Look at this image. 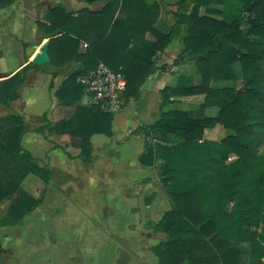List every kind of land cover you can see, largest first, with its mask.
I'll list each match as a JSON object with an SVG mask.
<instances>
[{
    "label": "trees",
    "instance_id": "obj_1",
    "mask_svg": "<svg viewBox=\"0 0 264 264\" xmlns=\"http://www.w3.org/2000/svg\"><path fill=\"white\" fill-rule=\"evenodd\" d=\"M238 1L240 13L227 21L214 15H223L228 0H177L168 30L158 24L166 0H105L99 9L77 11L59 3L50 9L48 23L37 22L49 42V64H74L55 95L61 104L76 106L69 118L55 123L43 114L44 123L32 130L78 139V157L85 163L93 159L92 136L113 135L115 114L98 104H77L85 96L82 76L100 63L122 74L125 106L169 66L158 62L171 44L181 50L170 66L189 62L191 74L199 76L198 83L180 77L163 87L159 119L132 132L145 139L140 163L158 169L171 200V208L150 226L167 235L152 247L159 264H264V0ZM13 2L0 0V8ZM33 61L0 80V105L20 98L30 69L51 73L54 86L57 72ZM234 64L242 70L240 83L230 75ZM197 95L203 99L194 109H166ZM212 108L214 115L207 113ZM217 126L227 134L206 138ZM29 130L23 114L0 115V203L10 201L3 226L23 224L52 182L53 170L22 146ZM30 175L42 181L29 180L37 183L38 196L24 186Z\"/></svg>",
    "mask_w": 264,
    "mask_h": 264
},
{
    "label": "crops",
    "instance_id": "obj_2",
    "mask_svg": "<svg viewBox=\"0 0 264 264\" xmlns=\"http://www.w3.org/2000/svg\"><path fill=\"white\" fill-rule=\"evenodd\" d=\"M168 2H170V0H166V2L162 5L161 16L158 23L163 30L170 29L174 23V16L172 12L175 5H167ZM59 3H63L69 10L77 11L84 6H87L90 9H99L104 5L105 0L98 1L93 4H88L81 0H14L11 5L5 8H0V80L12 75L32 60L41 62L46 59V54L43 52L42 48L46 42H48V39L45 38L46 34L39 28L37 22L42 21L48 23L50 19V9ZM165 15L166 17H164ZM147 37L152 38L150 34H148ZM83 47L86 46L82 45V48ZM180 50L181 46L178 44H171L166 48L164 53L160 56L158 65L160 66L167 63L169 66L163 71H159L153 75L142 87L140 98L136 101L131 100L126 103L123 111L119 115H116L113 122V135L111 137L105 134H95L92 136L91 142L93 145V159L91 162L85 163L80 157H78L80 154V145H78L79 140L72 139L67 134L59 135L56 132L47 131V137H45L43 134L36 132L41 134L42 140L41 142H38V146H40L41 150L35 154L27 149L24 144L25 137L31 132L30 130H32V128H30V130L23 136L22 146L26 150L30 151L35 156L37 161L40 154L47 151L49 155L52 156L53 163H51V166L45 165L39 161L38 163L42 166L50 167L53 170V176L55 168L66 172L70 169L67 167H70L71 163H77V160H81L85 165H109L115 171V178L113 179L112 175L111 178L98 180L94 176L90 177V175H87V192L90 196H95L94 202L99 200L103 203L104 200L102 199V196H106V194L101 196V194H103L100 192L101 189L104 190V193H108L109 191L107 190L111 188L114 191L117 201L116 212L118 211L126 214L131 213L135 204L134 199H139L142 196H146L148 192L154 191L150 182H147L151 178L158 177L156 173L158 169L156 167L144 166L140 163L139 156L144 150L145 139L142 135L134 134L132 132L139 126L152 124L159 119L161 89L163 87L166 85L176 84L180 77L189 78V80L192 79L193 81H196V83L199 79L198 75H192L190 72H181L184 71L185 67L183 65H185L186 62L177 66H170ZM166 54L169 55L167 58ZM49 62L43 65L44 69L47 71L57 72V76L54 79V86L50 87V83L52 81L51 73H44L39 70L30 69L28 71V79L20 90V98L12 102L9 107L4 106V108L1 109L4 111V114L2 115L11 113L12 111L10 110L13 109L15 110L14 112L23 114L28 124L31 116L29 114L31 112L30 106H32L34 99L37 100L35 98V87L38 81L43 82L45 92L43 96H41V102L39 103L40 121L35 126H39L44 123L43 114H47L48 118L55 123L62 119L69 118L74 113L76 106L75 103L71 105H63L55 95L56 89L59 88L64 78L67 76V72L64 73V71L69 69V65L62 68H55L51 66ZM72 66H74V64H70V67ZM202 99L203 96H190L180 98L178 101H174L171 104L180 106V103L186 100L192 101L189 104H198L202 101ZM141 103L143 119L137 120L136 123L132 121V123L129 124V119H132L133 116L138 118V115L142 113V110H131V113H129V115L127 114L128 116H124L123 113L126 109H130L132 104L141 105ZM77 104L88 105L90 102L88 97L83 96ZM169 105L166 109H169ZM17 107H19V110L15 109ZM177 108L184 109L181 107ZM218 127L219 126L216 128ZM211 134L212 132L207 130L205 132V137L208 138V135ZM209 139L219 140L217 138ZM64 148L68 153L63 150ZM72 149L75 150V152H73ZM106 154L111 156L110 160L105 159ZM80 169L85 170V168L81 167ZM107 182L111 183L108 184ZM37 183H34V187L31 189L35 192H33V194L36 196L39 194ZM92 183L93 185H90ZM73 185L78 188L76 182L74 181ZM53 186L54 185L51 182V185L47 189L46 197ZM91 186L96 189L98 187L100 194L98 197H96L94 192H90ZM152 195L153 194L149 197ZM93 203L91 204L94 205ZM138 203L139 201H137L135 205ZM142 203V205L145 204L144 206H147L149 211H153L156 214L171 208V202L165 190L161 195L157 193V195H155L150 201H145L143 199ZM166 203H170V205H167ZM91 204L88 203V205ZM40 206L36 209L37 212H39ZM35 211L28 214L21 225L3 226L0 224L1 232H9L11 235H17L15 238L16 246L3 248L4 246H2V244L6 242V239L3 240L4 243L0 241V264H102V262H104V264H118L125 256L121 255L122 248L118 245V243L123 245V241H118L115 239V236L112 235L110 237L105 235V237L108 238H106L104 242V251L97 254V256H94L93 254H95L98 250L99 252L102 250L98 249L97 246L103 245L99 242L101 241V238H99L97 234L98 230H95V228L92 230V235L87 236V238L79 236L74 238L61 236L58 240L63 239L64 241L60 249L57 247L58 244L54 243L49 237V239L41 235L40 237H32L30 232L31 229L38 226H36V223H33V221L31 222L29 219L34 213H36ZM160 217L161 216L159 214V218ZM157 221L158 220H155L151 222V224ZM119 222L120 221H117V225L114 224L118 230L120 226L123 225L124 227V223L121 224ZM126 223H128V219L126 220ZM89 225L91 226V224ZM74 227L76 226L72 225V228ZM149 231V234L153 235L152 237L149 236V239H155L156 235L164 234L161 232L155 233L150 228ZM94 237L96 241H94ZM161 240L162 239L157 236V241L154 246ZM106 245H116L113 248V258H111V260H108L109 253ZM149 251L151 253L148 254L146 260H143L145 254L142 255V252H139L138 254L140 255L137 254L135 258L131 259L126 264H159V259L155 253L151 250ZM4 256H6V258H4Z\"/></svg>",
    "mask_w": 264,
    "mask_h": 264
},
{
    "label": "rangeland",
    "instance_id": "obj_3",
    "mask_svg": "<svg viewBox=\"0 0 264 264\" xmlns=\"http://www.w3.org/2000/svg\"><path fill=\"white\" fill-rule=\"evenodd\" d=\"M59 1H63V0H59ZM176 1L177 0H170V2L167 3V5L173 4L175 5L173 9H175ZM241 7L242 5L238 0H228L227 7L223 8V12H224L223 15H214V17L217 19H225L227 21H231L240 13ZM164 17H166V15ZM83 46H86L85 43L83 44ZM168 56L169 55L166 54V58ZM187 63L188 62H186V64L183 65L185 69L184 71L181 72L192 73L191 69H189L188 66L189 63L188 64ZM68 67L69 69L67 71L66 70L64 71V73L67 72L66 75H68V73L72 68L70 67V65ZM230 75L233 78H235L238 83L242 81L243 74L239 64H234V70ZM191 82L196 83V81H193L192 79ZM198 82H200V78L197 80V83ZM35 92H36L35 98L37 100L34 99L32 106H30L31 112L29 111L30 112L29 114L31 116L28 122L29 128H33L40 121L39 103L41 102V96H43L45 92L42 81L37 82L35 87ZM191 100L190 101L186 100L184 102L182 101L180 103V106H176V104H171L169 105L168 108L181 107L187 110L194 109L197 107V103L189 104L190 102H192ZM132 106H130V109L125 110V112L123 113L124 116H126L127 114L129 115V113H131V110L133 111L134 109H137L139 111L142 110L141 107L142 103L141 105L132 104ZM2 108H4V105L0 106V115L4 114V111L1 110ZM15 109L19 110V107ZM10 111L14 112L15 110L12 109ZM216 111H217L216 108H212L207 113L214 115ZM119 114L120 113L115 114V117L116 115ZM139 119H143V110L142 113L138 115V118L133 116L132 119L131 118L129 119L128 123L131 124L132 121L136 123L137 120ZM30 131L31 132L24 139V144L27 149L37 154L41 150L40 146H38V142H41L42 140L41 134L33 132L32 130ZM209 132H212V134L208 135L209 136L208 138H215V139L216 138L221 139L227 134V130L224 129L222 126H219L214 130H209ZM173 141H176V138L169 141V144L172 143ZM63 150L66 151L65 148ZM72 151L75 152V150L73 149ZM105 159L110 160L111 156L106 154ZM81 160H77V163H71V166L67 167L68 169L69 168L70 169L66 172L62 171L61 169H57V168L54 169L55 172L52 180V184L54 186L51 187L48 196L44 199V202L39 208V212H37L36 210L35 211L36 213H34L29 219L31 220V222L33 221V223H36L35 224L36 226H38L36 228L31 229L30 232L32 237H40L41 235L47 239L50 238L51 240H53L54 243L58 244L57 247L60 249L64 241L63 239L58 240L59 238H61V236H65V237L69 236L71 238L79 236V237L87 238V236L92 235V230L95 228V230H98L97 234L99 238H101L100 239L101 241L99 242L100 244L103 245L97 246L98 249H102V250H100V252L98 250L95 254H93L94 256H97V254L102 253L104 251V244H105L104 242L106 238H108L105 237V235L109 237L112 235L115 236V239H117L118 241H123V245L119 243L118 245L122 248L121 255H125V256L118 264L128 263L131 259L135 258V256H137L139 252H142L141 253L142 255L145 254L143 260L144 259L146 260L148 254L151 253L149 250L152 251V247L157 241V236H159L161 239H165L167 236L164 233L162 235L161 234L156 235L155 239L148 238L149 236L151 237L153 236L149 234L150 232L149 228L152 229L151 222L155 220H160L165 211L159 213L161 216L159 218V214H156L153 211H149L147 206H144L145 204L142 205L143 199L145 201L148 200L150 201L154 198L155 195H157V193L161 195L162 192L164 191V186L162 185L161 178L158 174V170L156 171L158 177L151 178L147 182V183L150 182L154 191L150 190L151 192H148L146 196H142L139 199L135 198L134 199L135 204L137 201H139V203L137 205L134 204L133 211H131V213L126 214L118 211L116 212L117 201L114 191L111 188L107 190L109 191L108 193H104V190L101 189L100 192L103 193L101 194V196L106 194V196H102L103 197L102 199L104 200L103 203L100 202L99 200H96L94 202L95 196H90V194L87 192V175H90V177L94 176L98 180L101 179L105 180L111 178V176L113 175L112 178L114 179L115 178L114 169H112L109 165H99V164L85 165L82 163ZM38 161L49 166H51V163H53L52 156L49 155L47 151H44L40 154ZM80 167L85 168V170L80 169ZM31 179H35L38 183H42V181L40 180V178H38L35 175H30L29 178L26 179V181L24 182V186L27 189L29 187L28 190L33 193L34 191H32L31 189L32 187H34L35 182L34 181L29 182V180ZM73 181L76 182L78 188L74 187ZM107 183L110 184L111 182H107ZM90 185H93V183ZM90 192H94L96 194V197L100 195L98 187L96 189L93 186H91ZM151 194L153 195L149 197ZM88 203L89 204L93 203L94 205L92 204L88 205ZM9 204L10 201L8 200L0 203V220L3 217V215L6 213ZM166 204L170 205V203H166ZM127 219H128V223H126ZM77 220H79L80 222ZM117 221H120L119 223L121 224L124 223V227L122 225L118 230L115 226L117 225ZM89 224H91L92 227ZM72 225L76 227L72 228ZM16 236L17 235L14 234L11 235L9 232L3 233L1 232L0 229V241L3 242V240L6 239V242L5 243L3 242L4 244H2V246H4L3 248H8L9 246H16L15 245ZM94 241H96L95 237H94ZM115 246L116 245H106L109 253L108 260H111V258H113L112 253H113V248ZM4 258H6V256H4ZM102 264H104V262H102Z\"/></svg>",
    "mask_w": 264,
    "mask_h": 264
},
{
    "label": "built area",
    "instance_id": "obj_4",
    "mask_svg": "<svg viewBox=\"0 0 264 264\" xmlns=\"http://www.w3.org/2000/svg\"><path fill=\"white\" fill-rule=\"evenodd\" d=\"M79 81L84 86L85 96L88 97L90 104H98L102 109L114 114L123 111L127 80L122 74L100 63ZM232 158L231 156L229 159Z\"/></svg>",
    "mask_w": 264,
    "mask_h": 264
},
{
    "label": "water",
    "instance_id": "obj_5",
    "mask_svg": "<svg viewBox=\"0 0 264 264\" xmlns=\"http://www.w3.org/2000/svg\"><path fill=\"white\" fill-rule=\"evenodd\" d=\"M48 46H49V42H46V44H45L46 59L44 61H41V62L33 61L34 64L43 65V64H45V63L50 61L49 54H48Z\"/></svg>",
    "mask_w": 264,
    "mask_h": 264
}]
</instances>
